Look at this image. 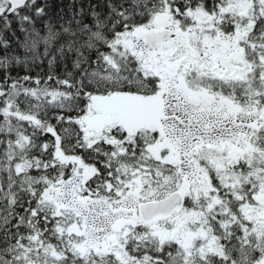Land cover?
Wrapping results in <instances>:
<instances>
[{"label":"snow or ice","instance_id":"6c2138e0","mask_svg":"<svg viewBox=\"0 0 264 264\" xmlns=\"http://www.w3.org/2000/svg\"><path fill=\"white\" fill-rule=\"evenodd\" d=\"M0 264H264V0H0Z\"/></svg>","mask_w":264,"mask_h":264}]
</instances>
